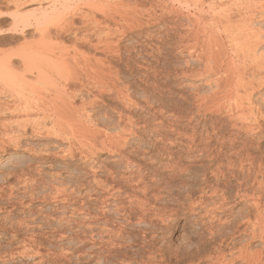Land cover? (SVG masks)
<instances>
[{"label":"rangeland","instance_id":"rangeland-1","mask_svg":"<svg viewBox=\"0 0 264 264\" xmlns=\"http://www.w3.org/2000/svg\"><path fill=\"white\" fill-rule=\"evenodd\" d=\"M13 1L16 0H0V53H9L17 50L24 43L31 42V45L35 44L32 47L35 52L44 53L45 57L49 56L48 58H50L51 56L53 58L55 53L57 56L58 50L61 49L69 48L68 50H71L70 53L73 55V46L76 44L79 45L86 56H93L103 60V62L105 61L106 64L107 62L113 64V71L120 78L119 85L129 90L136 103L129 113L136 120V127L133 128V130L135 129L132 130L133 132L128 133L130 139L125 150L137 161L139 170H129L126 167V161L122 157L110 152L100 153L91 166L88 164L91 161H87L88 165L86 164L85 167L83 163L78 164L79 161H76V159L55 158L53 154L48 157V161H45L46 159L39 160L36 154L24 151L25 149L22 148L28 146L27 144H31V148L38 151L39 149H42V151L48 149L47 151H50V153H60L63 147L65 148L66 141L59 140L54 136L40 135V137L38 135L36 137L37 135L34 134L28 135L32 134L31 129L24 137L26 142H24L25 145L22 143L21 146L23 147L12 148L6 146V148H0V264H217V261L225 254H227L226 257L223 256V260L221 259L218 264H224L225 260L229 261V264L230 259H235L230 264H244L236 253L243 254L241 252H246L248 249L249 251L251 249L255 250L253 248H263L264 250L262 244L264 240L259 238L258 234L254 239L253 237L250 238L252 229L248 230L249 233L243 232L242 229L245 226L240 224L239 220L241 221L243 218L246 212L245 207L249 202L241 200L235 195L240 186L242 191L251 192L255 188L259 190L257 187L258 182L254 181V177L264 180V175H257L256 169L250 166H248L249 169L247 161V164L245 162L240 164L235 156L237 152L245 148V153L249 152L252 158L254 156L262 162V165L264 164V71H257L258 68L255 72H253V69L251 70L255 64L264 62V47L258 45L256 55L252 54L251 58L250 56L246 58V56L244 59L242 53L238 56L236 55L237 51L233 49L232 35L228 37L231 34L230 29L233 22L231 19H236L234 13L236 9H233L242 7L246 1L249 2L248 0H237V3L234 2L235 0L233 2L231 0H67L69 5L71 3V6L65 5L67 4L65 0H23L25 2L20 0L22 3L19 0ZM51 1H56V3ZM58 1L76 10L81 7L78 9L79 11L82 10L80 12L84 11L83 8L85 11L87 10L89 12L86 11V22L88 24L84 23L86 26H82L84 13H76L78 16H74L75 24L72 33L70 31L67 33L64 30L61 33L58 30L57 34H59L56 36V31L52 29V31L54 30L51 31L52 35L44 38L48 42L47 40L43 41V45L36 23H33V18L34 16L42 17L43 13L47 11H49L46 14L48 16L56 14V8L61 10V6H63L62 4L60 6ZM262 1V4H264V0H252L251 3H253L252 5L257 4L260 10ZM82 3L83 5H81ZM74 4L78 7H73ZM96 5L97 7H95ZM54 7L55 9H52ZM226 7H230V10ZM15 12H20L21 17L23 14L27 19L28 15L33 12L29 19V21H32L31 26L29 24L30 27L15 30L12 25ZM141 13L143 15H140ZM227 13L230 16H227ZM261 15L264 14L254 15L253 20L255 22L253 21V25L255 30L260 29V32L256 31L258 34L260 33L259 36L255 33L256 37L264 42V17L262 19ZM226 16L229 19L231 18V22ZM226 23H231L228 30L229 26ZM77 34L80 37L77 38ZM83 36H86V43L77 44L76 42L83 39ZM215 38L216 40H214ZM93 45H96V49ZM50 50H54V52ZM233 50L235 53H233ZM261 51H263V54L259 55ZM51 53L53 54L50 55ZM212 56L218 62L219 68H217V63H214ZM254 56L257 57L254 58ZM19 58L17 57L13 63L17 67H22ZM206 60L208 62L205 64ZM208 63L212 67L209 68L211 70L208 69L210 73L206 70L209 75L204 70V65H209ZM229 64L230 66H228ZM245 67H248V69L243 73L242 68ZM237 71L242 72L243 76L240 74V77ZM217 83H221L222 86L219 88ZM252 84L255 88L252 87ZM7 87L5 91L1 90L0 86L1 108L7 106V104L12 105L13 99L17 96V99L20 97V89L16 84ZM92 88L94 87L92 86ZM245 89H247L246 92ZM96 90L92 93H96ZM249 90L253 91L250 93ZM102 97L103 101L94 104V107H89L87 114L90 113L92 115L90 117L97 121L96 123H100V127H109V131L115 134V127L120 121L118 111L126 110L123 104L118 103L119 101L115 99L114 94L112 95L110 92L108 94L107 92ZM243 110L246 113L242 112ZM3 112V110L0 112L1 121H5L8 116L10 119L8 122L16 118H13L14 113H12V117L9 112L10 115L4 112L2 116L1 113ZM239 112L244 115L242 113L240 115ZM234 113L235 115L239 113L238 116L240 122L243 121L242 123L239 122V117H236L237 115L235 116ZM31 116L39 118L41 113L32 109ZM21 117L25 116L21 115ZM256 117L262 123V129H249V124L253 122L252 120L255 121ZM234 118L237 120V125ZM124 122L126 124L127 119H124ZM171 124H173V127L176 124L175 126L181 128L180 130L183 132L186 131L189 135L195 133L196 144L199 148L194 146L193 149L191 148L192 150L189 149L186 146L188 145L187 139L180 140L181 143L174 140L175 132L170 127ZM245 127L248 129L246 130ZM2 135L0 132V139ZM171 140H174L173 145ZM204 146L210 148L209 153L204 151L200 153V149ZM230 158L234 159L233 163H229ZM49 160H54V164L48 165L52 162ZM65 162L69 163L68 170L64 164ZM76 170L86 177V185L83 187L84 189L82 188V193L74 195L77 202L74 201L77 204H71L70 206H76L85 200L86 210H88L86 215L89 218L91 217L86 220L77 216L78 214L77 217H75V214L71 216L72 209L66 210L64 208L67 204L60 202L56 204L54 199L49 196L53 192L52 188L50 189L51 182H49L51 173H61L66 183L71 182L70 184H73L72 179L79 174L75 172ZM93 170L96 171L98 178H105L104 180L107 179L106 182L112 181V184L115 183L114 188L115 186L118 190L120 188L118 194L121 192L123 197H120V195L116 203L123 206L124 210H119L114 205H103L99 202L100 198L97 196L106 195V192L94 193L97 186L92 182ZM128 170L129 173L132 171L137 174L132 179H139L142 174L143 180L151 186L146 196L150 200L152 211L139 206H134L133 210H130L131 208L128 206V204L130 205V198L127 197L126 192L137 196H141L143 193L140 188L138 189L139 185L135 183L136 181L129 183L124 179L125 174L130 177ZM109 171L112 173L110 174ZM26 172L34 173L36 177L40 175L37 178L40 184L33 185L32 188L23 185L25 181L24 173ZM214 188L218 190L219 194H226L227 201L225 203L232 208V214L229 217L227 216L228 220L231 221L226 220L227 217L225 218L224 213L220 208L218 209L219 205L216 202H219V197L212 194ZM262 190L264 193V187ZM96 191H98V188ZM153 193L156 194L153 196ZM199 200L204 205L194 204ZM111 203L112 201H110ZM101 204L102 206H100ZM157 204L162 208H158ZM153 205L156 206V209ZM262 206L261 208L264 209V199ZM206 209L211 210L215 215V220L212 222L205 214L208 212ZM129 211L131 212L129 213ZM95 215L99 217L93 220L92 216ZM66 216L75 217V219L67 217L71 220L67 221ZM78 217L81 219L78 220ZM238 228L242 231L239 232ZM256 230V233H260V229ZM261 234L264 239V233L261 232ZM29 237H34L33 239L37 240L39 244L33 242L31 253H28V249H24L25 244L26 247H29ZM35 245L37 247H34ZM238 246H241L242 249L247 247V250L238 252L240 249ZM220 251L223 253H220L221 256H219ZM36 252L38 253L35 254ZM230 253H233L232 255L236 254L237 258H233L234 256H231ZM217 257H219L218 260Z\"/></svg>","mask_w":264,"mask_h":264},{"label":"bare ground","instance_id":"bare-ground-1","mask_svg":"<svg viewBox=\"0 0 264 264\" xmlns=\"http://www.w3.org/2000/svg\"><path fill=\"white\" fill-rule=\"evenodd\" d=\"M17 1V0H16ZM13 1V2H16ZM20 1V0H19ZM23 1V0H21ZM20 1V3H22ZM28 1V0H27ZM31 1V0H30ZM41 1V0H39ZM67 2L68 6H71V3L69 5L68 1L65 0ZM74 1V0H72ZM71 1V2H72ZM195 1V0H194ZM230 1V0H229ZM237 0H235L234 2H236ZM249 2L246 1V3L240 8L236 7L233 10H235V17L236 19H231L233 20L231 26H232V30L230 29V36L231 37V41L233 40V49L235 51H237V54L239 56V54H243V58L245 59L248 58L251 55L254 54L256 55V48L258 45H260L261 47H264V42H262L263 40H259L258 37H256L259 31L258 29L255 30V26L253 25V19H254V15L258 14L259 15L262 13L264 14V7L262 4L263 1L261 2V6H260V10L257 4L252 5L253 3H251L250 0H248ZM25 2V1H23ZM52 3H56V1H51ZM63 2V1H62ZM83 2V1H82ZM183 2V1H182ZM197 2V1H196ZM231 2H233V0H231ZM238 2V1H237ZM236 2V3H237ZM19 3V2H18ZM59 3V1H58ZM64 3V2H63ZM76 3V2H75ZM222 3V2H221ZM50 4V3H49ZM60 6L62 3H59ZM78 4V1H77ZM86 4V3H85ZM93 4V3H92ZM151 4V3H150ZM157 4V3H156ZM187 4V3H186ZM260 4V3H259ZM20 5V4H18ZM17 5V6H18ZM63 5V4H62ZM61 6V10H57L56 8V14H51V16L46 15L49 11L44 12L42 17H37L34 16L33 23H36V27L37 30L39 32V37L42 39V44L44 45L43 41L44 38L52 35V32L55 30L56 31V36H58L57 32L59 30V32L61 31H67V33H69L68 31H70V33H72L71 31H74V27L73 25L74 23V16L80 13H84V15L82 16L84 19L83 25L84 26L87 22H86V14L89 13L87 10V13L85 11V9L83 8V12H80L82 10H78L81 7H78L77 5V10L75 8H71V7H67V6ZM83 5V3L81 4ZM95 5V3H94ZM155 5V4H154ZM165 5V4H164ZM257 5V6H256ZM48 6V5H46ZM53 6V5H52ZM55 6V4H54ZM75 4L73 5V7H76ZM80 6V5H79ZM86 6V5H85ZM121 6V5H120ZM129 6V5H128ZM127 6V7H128ZM212 6V5H211ZM239 6V4H238ZM58 7V6H57ZM97 7V5L95 6ZM112 7V6H110ZM132 7V6H131ZM233 7V6H232ZM106 8V7H105ZM123 8V7H121ZM125 8V7H124ZM227 8V7H226ZM230 8V7H229ZM229 8H227L228 10H230ZM51 9V8H50ZM49 9V10H50ZM52 9H55L52 8ZM103 9V8H102ZM135 9V8H134ZM213 9V8H212ZM223 9H225V7H223ZM214 10V9H213ZM19 11V10H17ZM41 11V10H40ZM52 11V10H51ZM54 11V10H53ZM78 11V12H77ZM147 11V10H146ZM104 12V11H102ZM122 12V11H121ZM148 12V11H147ZM154 12V11H153ZM20 13V12H19ZM19 13H16L13 15V26L15 28V30H18L19 28H26L29 26H31L32 21H29V19L31 18L32 13H30V15H28V19L27 17L25 18L24 15L22 14V17ZM55 13V12H52ZM77 13V14H76ZM140 13V12H139ZM152 13V12H151ZM229 13V12H228ZM227 13V16L229 15ZM19 14V15H18ZM35 14V13H34ZM130 14V13H128ZM226 14V13H225ZM41 15V14H40ZM114 15V14H113ZM138 15V14H137ZM140 15H143L142 13ZM147 15V14H146ZM151 15V14H150ZM27 16V15H26ZM78 16V15H77ZM94 16V15H93ZM126 16V15H125ZM162 16V15H161ZM222 16V15H221ZM226 16V17H227ZM230 16V15H229ZM239 18H238V17ZM262 16V15H261ZM33 17V16H32ZM81 17V16H80ZM81 17V18H82ZM95 17V16H94ZM163 17V16H162ZM256 17V16H255ZM264 15L262 16L263 19ZM25 18V19H24ZM150 18V17H149ZM228 18V17H227ZM238 18V19H237ZM261 18V17H260ZM104 19V18H103ZM107 19V18H106ZM119 19V18H118ZM131 19V18H129ZM135 19V18H134ZM158 19V18H157ZM160 19V18H159ZM229 19V18H228ZM227 19V20H228ZM229 19V20H230ZM93 20V19H92ZM97 20V19H96ZM154 20V19H153ZM226 20V19H225ZM226 20V21H227ZM231 20L229 22H231ZM256 20V19H255ZM115 21V20H114ZM117 21V20H116ZM129 21V20H128ZM132 21V20H131ZM223 21V20H222ZM121 22V21H120ZM133 22V21H132ZM131 22V23H132ZM141 22V21H139ZM155 22V21H154ZM221 22V21H220ZM225 22V21H224ZM222 22V23H224ZM255 22V21H254ZM82 23V22H81ZM85 23V24H84ZM101 23V22H100ZM108 23V22H107ZM106 23V25H107ZM114 23V22H113ZM117 23V22H116ZM115 23V24H116ZM54 24V26H53ZM88 24V23H87ZM227 24V23H226ZM230 24H227L228 26ZM52 25V26H51ZM100 25V24H99ZM103 25H105V23H103ZM127 25V24H126ZM137 25V24H136ZM176 25V24H175ZM226 25V27H228ZM29 26V27H30ZM86 26V25H85ZM84 26V27H85ZM225 26V24H224ZM53 27V28H51ZM55 27V28H54ZM79 27V26H78ZM77 27V28H78ZM108 27V26H107ZM115 27V26H114ZM117 27V26H116ZM82 28V27H80ZM223 28V27H222ZM230 28V26L227 28V30ZM52 29H54L52 31ZM224 29V28H223ZM226 31V29H224ZM52 31V32H51ZM103 31V30H102ZM119 31V30H118ZM224 31V32H225ZM262 31V30H261ZM111 32V31H110ZM260 32V31H259ZM62 33V32H61ZM60 33V34H61ZM74 33V32H73ZM78 33V32H77ZM81 33V32H80ZM84 33V31H83ZM81 33V34H83ZM123 33V32H122ZM121 33V34H122ZM256 33V34H255ZM107 34V33H105ZM64 35V34H63ZM73 35V34H72ZM78 35V34H77ZM86 35V34H85ZM195 35V34H194ZM260 35V33L258 34V36ZM105 36V35H104ZM60 37V36H59ZM76 37V35H75ZM80 37L79 35L77 36V38ZM84 37V36H83ZM82 37V38H83ZM264 37V36H263ZM57 38V37H55ZM101 38V37H100ZM113 38V37H112ZM119 38V37H118ZM117 38V39H118ZM196 38V37H195ZM255 38V39H253ZM257 38V39H256ZM76 39V38H75ZM230 39V38H229ZM77 40V39H76ZM81 40V41H80ZM111 40V38H110ZM109 40V41H110ZM216 40V38L214 39ZM100 42H102L101 40H99ZM107 41V40H106ZM114 41V40H113ZM118 41V40H117ZM48 42V40H47ZM29 43H24V45L20 46L17 50L14 51H10L9 53H0V86H1V90H5L6 91V87L8 85H13L16 84L19 87V95L20 97L17 99L14 98L13 99V103L12 105L7 104V106H4L3 108H1L2 106H0V112H2V110L4 112H7V114H9L10 116L14 117L15 119H13L11 122L8 116V120L6 118L5 121H1L0 122V132L3 134L2 138L0 139V148H6V146L9 147H14V148H18L22 145V143L26 142V140L24 139V137H26L28 130L32 131V134H28V135H37L36 137H38V135L40 136H54L56 138H59V140L62 141H66V146L65 148L63 147V150L59 153V152H53L50 153V151H47L45 149V151H42V149H39V151L32 149L31 148V144H27L28 146L22 148L24 151L36 154L39 157V160H44L48 161V157L52 156V154L54 155V157H59V158H63V159H71V160H78V164H84V167L87 166L88 164L91 166V164L97 159V157L99 156L100 153L102 152H110L112 154L116 153L119 155V157H122L123 160L126 161L127 166L129 168V170H134L138 171L139 170V166L137 161L131 157V154L127 153V151L125 149H127V146L129 144V139L130 136L128 135L129 132H131L133 130V128L136 127V120L129 114L132 109L133 106L136 105L134 99L131 96V93L129 92L128 89L123 88V86L121 87L119 85L120 82V78L118 77V75L113 71V64L110 62L107 64L105 63V61L103 62V60H99V58H94L93 56H86V54L84 53V51H81V48H79V45L77 46L76 44L73 46V55H71L70 51L68 49H61L60 51L58 50V54L56 56L55 53V57L48 58L49 56L45 57L44 53L43 54H39L37 51L35 52L34 49H32V47H34L33 45L35 44H30ZM39 43L41 44V42L39 41ZM78 43H86V36L83 39H79ZM262 44V45H261ZM82 45V44H81ZM102 45V44H101ZM111 46V44H109ZM42 46V45H41ZM96 46V45H95ZM93 45V47H95ZM99 46V45H98ZM107 47V46H106ZM192 47V46H191ZM194 47V46H193ZM36 49V48H35ZM96 49V47H95ZM100 49V48H99ZM176 49V48H175ZM37 50V49H36ZM116 50V49H115ZM233 50V53H235ZM259 50V49H258ZM261 50V48H260ZM264 50V49H263ZM51 51V50H50ZM49 51V52H50ZM51 52H54L51 51ZM258 52V51H257ZM263 51H261L259 55H262ZM37 55H36V54ZM113 53V52H112ZM53 53H51L50 55H52ZM36 55V56H35ZM41 55V56H39ZM264 55V54H263ZM258 56V55H257ZM256 56V57H257ZM17 57H20V63L22 67H17L14 65V60H16ZM191 57V56H190ZM242 57V56H241ZM254 56V58H256ZM213 58V56H212ZM249 58V59H250ZM259 58V56H258ZM205 59V58H204ZM215 58H213L214 60ZM261 59V58H260ZM211 60V61H213ZM216 60V59H215ZM214 60V63H217V68L218 67V62H216ZM247 60V59H246ZM259 60V59H258ZM208 61L206 60V62H204L205 64ZM187 63V62H186ZM254 63H256L254 61ZM262 63V64H261ZM260 64L257 63L255 64L254 67L251 68V70L253 69V72L258 70H263L264 71V62L262 61ZM209 65H204L205 67V71H209L212 68L210 66V63H208ZM212 64V63H211ZM220 64V63H219ZM140 65V64H139ZM215 65V64H213ZM215 65V66H216ZM221 65V64H220ZM219 65V66H220ZM213 66V67H215ZM230 66V64L228 65ZM222 67V66H221ZM242 67V66H241ZM217 68H215L217 70ZM239 68V67H238ZM209 69V70H208ZM241 69V68H240ZM243 69V73L248 69V67L246 68H242ZM215 70V71H216ZM250 70V71H251ZM202 71V70H201ZM204 71V72H205ZM206 71V74L208 73ZM214 71V72H215ZM240 71V70H239ZM203 72V73H204ZM225 72V71H224ZM238 72V71H237ZM181 73V72H180ZM184 73V72H183ZM210 73V71H209ZM208 73V75H209ZM212 73V72H211ZM239 73V72H238ZM242 73V72H241ZM241 73H239L238 75H240ZM217 74V73H216ZM144 75V74H143ZM183 75V74H182ZM186 75V74H185ZM214 75V74H213ZM237 75V76H238ZM242 75V74H241ZM240 75V77H241ZM204 76V75H203ZM243 76V75H242ZM223 77V76H222ZM247 77V76H246ZM243 79V78H241ZM262 79V78H261ZM237 80V79H236ZM246 80V79H245ZM213 82V81H212ZM262 82V80H261ZM207 83V82H206ZM214 83V82H213ZM228 83V82H227ZM248 83V82H247ZM123 84V83H122ZM208 84V83H207ZM215 84V83H214ZM221 84V83H220ZM219 83H217V86L220 88ZM224 84V83H223ZM245 84V83H244ZM258 84V82H257ZM261 84V83H260ZM264 84V83H263ZM94 88H92V86ZM125 85V84H124ZM227 85V84H226ZM238 85V84H237ZM251 85V84H249ZM241 86V85H240ZM246 86V85H245ZM125 87V86H124ZM224 87V86H223ZM238 87V86H237ZM253 87V84H252ZM250 86V88H252ZM8 88V87H7ZM212 88V87H211ZM248 88V87H245ZM249 88V89H250ZM255 88V87H253ZM18 89V88H17ZM96 90V93H92L94 92V90ZM130 89V87H129ZM143 89V88H142ZM227 89V87H226ZM238 89V88H237ZM193 90V89H192ZM247 89H245L246 92ZM196 91V90H195ZM229 91V90H228ZM253 91V90H251ZM251 91L249 90V92L251 93ZM14 92V91H13ZM16 92V91H15ZM109 94H114V97L116 100H118V103H121L124 105V108L126 111L120 110L118 111L120 114L118 116V118H120L115 127V134H112V132H110L109 127L107 128L105 126L100 127V123H96L97 121H94L90 116V113L87 114V109L90 107H94V104L98 103L99 101H103V97L102 95L104 93ZM219 92V91H218ZM235 92V91H234ZM248 92V93H249ZM8 93V92H7ZM17 93V92H16ZM214 93V92H213ZM216 93V92H215ZM224 93V92H223ZM226 94V93H225ZM10 95V94H8ZM250 95V94H249ZM13 96V95H12ZM12 96H10L12 98ZM214 96V94H213ZM211 97V96H210ZM218 97V96H216ZM111 98V97H110ZM154 99V98H153ZM221 99V98H220ZM211 101V100H210ZM213 101V100H212ZM215 101V99H214ZM8 102V101H6ZM140 102V101H139ZM9 103V102H8ZM109 103V102H108ZM199 103V102H198ZM3 104V103H2ZM216 104V102H215ZM214 104V105H215ZM227 104V103H226ZM5 105V104H3ZM23 105V106H21ZM93 105V106H92ZM165 105V104H164ZM205 105V104H204ZM209 105V104H208ZM259 105V104H258ZM111 106V105H110ZM252 106V105H251ZM113 107V105H112ZM174 107V106H173ZM205 107V106H203ZM227 107V106H226ZM110 108V107H109ZM176 108V107H175ZM208 108V107H207ZM220 108V107H219ZM225 108V107H223ZM228 108V107H227ZM32 109H34L35 111H40L41 116L39 118H33L32 115ZM142 109V108H141ZM202 109V108H201ZM222 109V108H221ZM114 110V109H112ZM155 110V108H154ZM162 110V109H161ZM200 110V109H199ZM206 110V109H204ZM95 111V110H94ZM221 111V110H220ZM225 111V110H224ZM232 111V110H231ZM235 111V110H234ZM240 111V110H239ZM248 112V110H246ZM250 111V110H249ZM254 111V110H253ZM3 113L2 116H3ZM9 112V113H8ZM183 112V111H182ZM222 112V111H221ZM228 112V111H227ZM237 112V111H236ZM235 112V113H236ZM242 112H245L244 110ZM242 112H239L240 115ZM12 113H14L12 115ZM92 113V112H91ZM225 113V112H224ZM234 113V115H235ZM238 113V114H239ZM246 113V112H245ZM250 113V112H249ZM228 114V113H227ZM238 114H236V117H239ZM243 114V113H242ZM248 114V113H247ZM255 114V113H254ZM258 114V113H257ZM16 115V116H15ZM21 115L25 116V117H21ZM244 115V114H243ZM6 116V115H5ZM11 117V119H12ZM111 117V116H110ZM177 117V116H176ZM235 117V118H236ZM245 117V116H244ZM259 117V116H258ZM262 117V116H261ZM104 118V117H103ZM181 118V117H180ZM234 118V119H235ZM255 118V116H254ZM260 118V117H259ZM100 119V118H99ZM124 119H127V122L125 124ZM140 119V118H139ZM184 119V118H182ZM231 119V117H230ZM237 119V118H236ZM235 119V123L237 125V120ZM257 119V120H256ZM255 121L252 120L253 122L251 124H249V129L250 128H256V129H262V123L258 120V118L256 117ZM102 120V119H101ZM118 120V119H117ZM248 120V119H247ZM126 121V120H125ZM189 121V120H188ZM191 121V120H190ZM189 121V122H190ZM246 121V120H245ZM103 122V121H102ZM239 122H240V117H239ZM243 122V121H242ZM240 122V123H242ZM124 123V124H123ZM174 123V122H173ZM250 123V122H248ZM245 123V124H248ZM177 124V123H176ZM175 124V125H176ZM104 125V124H103ZM128 125V126H127ZM172 126H170L173 130H174V140L176 141H182L183 139H187L188 140V146L189 149H193L194 146H196V148L198 145L196 144V136L195 133L194 135H189L185 132H183L182 130H180L181 128L177 127L173 124H171ZM242 126V124H241ZM240 126V127H241ZM244 127V125H243ZM242 127V128H243ZM234 128V127H233ZM208 129V128H206ZM246 129V127H245ZM248 129V128H247ZM246 129V130H247ZM113 130V129H112ZM135 130V129H134ZM133 130V131H134ZM194 130V129H192ZM254 130V129H253ZM29 131V132H30ZM132 131V132H133ZM159 131V130H158ZM167 132V131H166ZM190 132V131H189ZM259 132V131H258ZM31 133V132H30ZM171 133V132H170ZM202 133V132H201ZM252 133V132H251ZM131 134V133H130ZM134 134V133H133ZM169 134V133H168ZM192 134V133H191ZM246 134V133H245ZM261 134V133H260ZM40 136V137H41ZM217 136V135H216ZM248 136V134H247ZM29 137V136H28ZM35 137V136H34ZM218 137V136H217ZM222 137V136H221ZM168 138V137H167ZM171 138V137H170ZM212 138V137H211ZM220 138V137H218ZM31 139V138H30ZM160 139V138H159ZM169 139V138H168ZM25 140V141H24ZM153 140V139H152ZM157 140V138H156ZM174 140L171 142V144H174ZM208 140V139H207ZM220 140V139H219ZM138 141V140H137ZM166 141V140H164ZM175 141V142H176ZM180 141V143H181ZM200 141V140H199ZM227 141V140H226ZM29 142V141H28ZM27 142V143H28ZM136 142V141H135ZM169 142V143H170ZM201 142V141H200ZM223 142V141H222ZM132 143V142H130ZM158 143V142H157ZM178 143V142H177ZM186 143V142H185ZM206 143V142H205ZM227 143V142H226ZM135 144V143H134ZM183 144V142H182ZM199 144V143H198ZM25 145V143H24ZM131 145V144H130ZM140 145V144H139ZM167 145V144H166ZM138 146V145H137ZM206 146V145H205ZM202 147V149H200V153L201 151L204 152H208L209 153V149L207 147ZM23 147V146H21ZM201 147V146H200ZM212 147V146H211ZM247 147V146H246ZM167 148V147H166ZM249 148V147H248ZM252 148V147H251ZM142 149V148H141ZM191 149V150H192ZM243 149V148H242ZM185 150V149H184ZM244 150V151H243ZM241 150L240 152H237L235 154L236 158L238 159V161L240 162V164H242L243 162H245L250 166L251 168H255L257 172V175H264V164L262 165V162L257 160L256 158H253L250 156L249 152L245 153V148ZM195 151V150H193ZM192 151V152H193ZM198 151V150H196ZM237 151V150H236ZM249 151V150H248ZM172 152V151H171ZM170 152V153H171ZM203 152V153H204ZM149 153V152H148ZM198 153V152H197ZM206 153V154H208ZM260 153V152H259ZM29 154V153H28ZM195 154V153H194ZM171 155V154H170ZM148 156V155H147ZM212 156V155H211ZM53 157V158H54ZM120 158V159H122ZM261 158V157H260ZM259 158V159H260ZM119 159V158H118ZM215 159V158H214ZM255 159V160H254ZM56 160V159H54ZM53 160V161H54ZM70 160V161H71ZM178 160V159H177ZM233 158H230L228 161L229 163H233ZM52 161V160H49ZM53 161L48 164H54ZM57 161V160H56ZM87 161H91V163H88ZM117 161V159H116ZM216 161V160H215ZM247 161V162H246ZM38 162V161H37ZM151 162V161H150ZM88 163V164H87ZM264 163V162H263ZM28 164V163H27ZM65 166L67 167V170L69 168V163L65 162L64 163ZM73 164V163H72ZM87 164V165H86ZM177 164V163H176ZM239 164V166H240ZM222 165V164H221ZM220 166V165H218ZM242 166V165H241ZM94 167V166H93ZM141 167V166H140ZM183 167V166H182ZM231 167V166H230ZM119 168V167H118ZM218 168V167H217ZM227 168V167H226ZM249 168V167H248ZM90 169V168H89ZM138 169V170H136ZM150 169V168H149ZM219 169V168H218ZM250 169V168H249ZM248 169V170H249ZM23 170V169H22ZM84 170V169H83ZM128 170V174H130V177L125 174V178L129 183L130 182H134L137 183L139 185L138 189L140 188V190L142 191L143 195L141 194V196H137L135 194H131V193H127L126 195L129 199V203L128 206L131 208L130 210L132 211L134 206H139L142 207L143 209H150L151 210V205H150V200L147 198L146 194L147 192L150 190L151 186L147 184V182H145V180H143V175L141 174V177L139 179H132L134 175L137 176V174H134L132 171L131 173H129ZM173 170V169H172ZM243 170V169H242ZM246 170V171H248ZM56 171V170H55ZM82 170H80L81 172ZM86 172V170H84ZM94 171V172H93ZM93 179L92 182H94L97 186L96 189L94 190V193H98L101 191H105L106 195H101V196H97L98 198H100L99 202L102 203L103 205H114L117 208L124 210L125 208L123 206H120L119 203H116L117 198L123 197L122 193L116 188L113 187L114 184H112L111 182H106V180H104L103 178H98L97 173H95L96 171L93 170ZM145 171V170H144ZM180 171V170H179ZM225 171V170H224ZM23 172V171H22ZM75 172H78L77 170ZM83 172V171H82ZM85 172H83L85 174ZM110 172V171H109ZM143 172V171H142ZM147 172V171H146ZM252 172V171H251ZM37 173V172H36ZM47 173V172H46ZM58 172H53V174L51 173L50 176V181L51 182V186L50 189L53 191L52 193H50V197L54 199V202L57 203H63V204H67L64 206V208L67 209H72V213L71 216L75 214V217L80 216L82 218H84V220L86 219H90L87 215H86V201L83 200L79 203L78 200V205L76 206H70L71 204H77L74 195L78 194V193H82V188L86 185V177L82 174L79 173L76 177H74L72 179L73 184H70L69 182H65L63 179V176H61V173ZM87 173V172H86ZM91 173V174H92ZM112 172H110L111 174ZM176 173V172H175ZM77 174V173H76ZM123 174V173H122ZM255 174V175H256ZM18 175V174H17ZM37 175V174H36ZM43 175V174H42ZM113 175V174H112ZM140 175V174H139ZM151 175V174H150ZM38 176L37 177L34 175V173H24V177H25V181L23 183V185L25 186H29L32 188V186L38 184ZM48 176V175H47ZM48 176V177H49ZM73 176V175H72ZM107 176V175H106ZM111 176V175H110ZM163 176V175H161ZM169 176V175H168ZM167 176V177H168ZM254 176V175H253ZM252 176V177H253ZM114 177V176H112ZM234 177V176H233ZM249 177V176H248ZM111 178V177H110ZM103 179V180H102ZM150 179V178H149ZM251 179V178H250ZM42 180V179H41ZM116 180V178H115ZM167 180V179H166ZM207 180V179H206ZM253 180V179H252ZM43 181V180H42ZM46 181V180H45ZM44 181V182H45ZM70 181V180H69ZM254 181L258 182V189H256L254 191H242L241 186L240 188L236 191L235 195H237L239 198H241V200L244 201H248L249 203H247V207H245V213L243 215V218L241 219V221L239 220L240 224H244L243 226L244 229L243 232L246 231V233H249V229L252 231V236L250 238H254L257 236H259V238L263 239V235L261 234L264 233V209L261 208L263 207V199H264V193H263V187H264V180L263 179H258V177H254ZM41 182V181H40ZM115 182V181H114ZM48 183V182H47ZM69 183V184H68ZM125 183V182H124ZM127 183V182H126ZM152 183V182H151ZM184 183V182H183ZM253 183V182H252ZM22 184V183H21ZM40 184V183H39ZM140 184H142L140 186ZM43 185V184H42ZM137 185V186H138ZM27 186V187H28ZM38 186V185H37ZM44 186V185H43ZM217 186V185H216ZM122 187V186H121ZM24 188V187H23ZM35 188V187H34ZM98 188V191H96ZM137 188V187H136ZM161 188V187H160ZM245 188V187H244ZM2 189V188H1ZM40 189V188H39ZM49 189V187L47 188V190ZM84 189V188H83ZM91 189V188H90ZM93 189V188H92ZM137 189V190H138ZM5 190V189H4ZM44 190V189H43ZM42 190V191H43ZM100 190V191H99ZM91 191V190H90ZM122 191V189H121ZM127 191V190H126ZM134 191V190H133ZM154 191V190H153ZM158 191V190H157ZM14 192V191H13ZM46 193V191H45ZM49 193V192H48ZM86 193V192H85ZM90 193V192H89ZM92 193V191H91ZM135 193V192H134ZM6 194V193H5ZM33 194V193H32ZM99 194V193H98ZM156 193H153V196ZM212 194L217 195L219 197V202H216L217 205H219L218 209L220 208V210L222 211V213H224V217L226 218L227 216L229 217V215L232 214V208L228 207V205H226L225 201H227V196L224 193H218V190H216L214 188V190H212ZM8 195V194H7ZM90 195V194H89ZM124 195V194H123ZM161 195V194H160ZM163 195V194H162ZM161 195V196H162ZM201 195V194H200ZM229 195V194H228ZM44 196V194H43ZM96 196V195H95ZM149 196V195H148ZM158 196V195H157ZM9 197V196H8ZM45 197V196H44ZM89 198V197H88ZM95 198V197H94ZM127 198V199H128ZM158 198V197H157ZM52 199V200H53ZM96 199V198H95ZM120 199V198H119ZM151 199V198H150ZM156 199V197H155ZM160 199V198H159ZM229 199V198H228ZM76 202H75V201ZM122 200V199H121ZM120 200V201H121ZM157 200V199H156ZM110 201H112V203L110 204ZM157 202V201H156ZM172 202V201H171ZM155 203V202H154ZM219 203V204H218ZM102 204L100 206H102ZM194 204H199V205H204L202 203L201 200L197 201ZM61 205V204H60ZM193 205V204H192ZM201 205V206H202ZM215 205V203H214ZM154 206V205H153ZM158 208L160 207V205H156ZM156 206H154L156 209ZM195 206V205H194ZM197 206V205H196ZM63 208V206H61ZM60 207V208H61ZM138 207V208H139ZM151 207V208H150ZM199 207V206H198ZM114 208V207H113ZM116 208V209H117ZM162 208V206L160 207ZM194 208V207H193ZM203 208V207H202ZM209 208V206H208ZM214 208V206H213ZM98 209V208H97ZM129 209V208H128ZM142 209V210H143ZM211 209V208H210ZM216 209V208H215ZM263 209V210H262ZM107 211V209H105ZM212 210V209H211ZM206 209L205 214L208 215V217L211 219L210 221L212 222L213 220H215V215H213L212 211ZM217 210V209H216ZM113 211V210H112ZM128 212V210H126ZM129 211V213L131 212ZM149 211V210H148ZM152 211V210H151ZM155 211V210H154ZM103 212V211H102ZM105 212V211H104ZM109 212V211H108ZM115 212V211H114ZM220 212V211H219ZM243 212V211H242ZM117 213V212H116ZM78 214V215H77ZM81 214V215H79ZM101 214V213H100ZM120 214V213H119ZM127 214V213H126ZM137 214V213H136ZM145 214V213H144ZM204 214V213H203ZM215 214V213H214ZM240 214V213H239ZM77 215V216H76ZM221 215V214H220ZM235 215V214H234ZM62 216V215H61ZM70 216V217H71ZM103 216V215H102ZM129 216V214H128ZM69 216H66V218ZM69 217V218H70ZM74 217V216H73ZM72 218L73 220L75 219ZM88 217V218H87ZM98 215L92 216L93 220L98 218ZM143 217V216H142ZM141 217V218H142ZM199 217V216H198ZM203 217V216H202ZM220 217V216H219ZM228 217L226 218V220H228ZM65 218V216H64ZM63 218V219H64ZM70 218V219H71ZM79 218V217H78ZM105 218V217H104ZM129 218V217H128ZM218 218V217H217ZM81 218H79L78 220H80ZM233 219V218H232ZM239 219V218H238ZM69 219L67 218V221ZM77 220V219H76ZM141 220V219H140ZM139 220V221H140ZM143 220V218H142ZM217 220V219H216ZM221 220V218H220ZM225 220V221H226ZM71 221V220H69ZM83 221V219L81 220V222ZM146 221V220H145ZM228 221H231L230 219ZM227 221V222H228ZM233 221V220H232ZM96 222V221H95ZM238 222V221H237ZM62 223V222H61ZM70 223V222H69ZM156 223V222H155ZM209 223V222H207ZM221 223V222H220ZM230 223V222H228ZM227 223V224H228ZM67 224V223H66ZM99 224V223H98ZM108 224V223H107ZM206 224V223H205ZM87 225V224H86ZM105 225V224H104ZM225 225V224H224ZM88 226V225H87ZM109 226V225H108ZM171 226V225H170ZM240 226V225H239ZM242 226V227H243ZM252 228H251V227ZM55 227V225H54ZM250 227V228H249ZM108 228V227H107ZM117 228V227H116ZM145 228V227H144ZM155 228V227H154ZM167 228V227H166ZM241 228V226H240ZM239 229V232H241L242 230ZM109 229V228H108ZM200 229V228H199ZM256 229H260V233H256L255 231H257ZM55 230V229H54ZM91 230V229H90ZM105 230V229H104ZM71 231V229H70ZM110 231V230H109ZM108 232V230H107ZM113 232V231H112ZM215 232V231H214ZM219 232V231H218ZM235 232V231H234ZM122 233V231H121ZM245 233V234H246ZM64 234V233H63ZM229 234V233H228ZM250 234V235H251ZM101 235V234H100ZM249 235V236H250ZM121 236V235H120ZM26 237V236H25ZM30 238V237H29ZM34 238V237H33ZM33 238H30L29 242H25L29 244V247H25L24 249H28V253L32 251V246H33V242L35 241ZM249 238V237H248ZM83 239V238H82ZM105 239V238H104ZM109 239V238H108ZM136 239V238H135ZM251 240V239H250ZM260 239V241H262ZM111 241V240H110ZM196 241V240H195ZM37 245L38 242L37 240L35 241ZM190 242V241H189ZM249 242V241H248ZM263 242V243H262ZM261 243L264 245V241H262ZM198 243V242H197ZM22 244V243H21ZM32 245V246H31ZM249 245V244H248ZM28 246V245H27ZM34 247H37L36 245ZM238 252H241L242 250H245L247 247H245L244 249H242L241 246ZM249 248V247H248ZM255 250H250L249 249L246 252H241L243 254H238V257H240L241 261L244 262V264H264V250L263 248H253ZM34 250V248H33ZM241 250V251H240ZM37 251V250H36ZM108 251V250H107ZM223 251V249H222ZM35 252V251H33ZM32 252V253H33ZM152 252V251H151ZM24 253V252H23ZM38 252H36L35 254H37ZM223 254L221 251L219 252V254ZM246 253V254H244ZM221 254L219 256H221ZM225 254V253H224ZM231 254V253H230ZM233 254V253H232ZM234 256L233 258H237V255H232ZM30 255V254H29ZM151 255V254H150ZM155 255V254H154ZM210 255V254H209ZM208 255V256H209ZM217 255V254H216ZM227 255V254H225ZM225 255H223L224 257H226ZM223 256H221V258L219 259V257H217V264L219 262H221V259L223 260ZM30 257V256H29ZM66 258V257H65ZM232 258V257H231ZM230 259V258H229ZM228 260V259H227ZM235 260V259H232ZM230 259V263L232 261ZM239 260V259H238ZM227 261H224V264ZM229 262V261H228ZM227 262V264H228ZM223 263V262H222ZM229 263V264H230ZM216 264V263H215ZM221 264V263H220Z\"/></svg>","mask_w":264,"mask_h":264}]
</instances>
